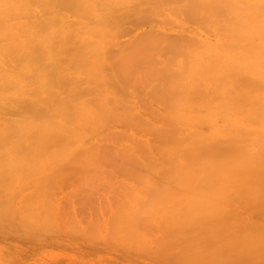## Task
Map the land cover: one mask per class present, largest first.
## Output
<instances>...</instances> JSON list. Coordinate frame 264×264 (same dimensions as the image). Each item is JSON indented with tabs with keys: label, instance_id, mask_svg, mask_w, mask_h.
<instances>
[{
	"label": "rangeland",
	"instance_id": "374dc122",
	"mask_svg": "<svg viewBox=\"0 0 264 264\" xmlns=\"http://www.w3.org/2000/svg\"><path fill=\"white\" fill-rule=\"evenodd\" d=\"M238 8L0 0V264H264V38L239 44Z\"/></svg>",
	"mask_w": 264,
	"mask_h": 264
},
{
	"label": "bare ground",
	"instance_id": "6f19581e",
	"mask_svg": "<svg viewBox=\"0 0 264 264\" xmlns=\"http://www.w3.org/2000/svg\"><path fill=\"white\" fill-rule=\"evenodd\" d=\"M3 1V0H2ZM62 1V0H61ZM66 1H70V0H66ZM73 1V0H72ZM65 2V1H64ZM203 2H205V1H203ZM203 2H200V3H203ZM207 2V1H206ZM208 2H209V0H208ZM1 3H3V2H1ZM193 4V3H192ZM195 4H197V3H195ZM194 4V5H195ZM207 5V4H206ZM206 5H204L202 8L199 6L198 8V10H202V11H204L205 10V12H207V8L208 7H206ZM2 6H3V4H2ZM187 7H189V6H187ZM195 8H196V6H194ZM194 7H192V8H189L190 9V11H191V9L192 10H194L193 8ZM205 8V9H204ZM223 8V10L222 9H220V11L222 12V13H227V14H230L231 12H230V9H229V7H227V6H223L222 7ZM196 10V9H195ZM194 10V12L197 14L198 13V10H197V12ZM202 11H199V13L200 14H205V12H202ZM245 11L246 12H248V14L247 15H245ZM192 12V11H191ZM202 12V13H201ZM210 12V11H209ZM208 12V13H209ZM238 12H239V15H240V18H241V25L240 26H238V27H236L234 30H233V35H236V34H239V36H241V38H240V40L238 41L239 42V44L240 45H242V43H244L245 41H246V43H249V42H251V43H253V44H258V46L259 47H261L262 48V44H263V42L262 41H260L261 39L263 40V38H264V0H252V2H251V0H239V8H238ZM251 12V13H250ZM195 13H193L192 12V14H195ZM0 14H1V12H0ZM257 22V25H251L250 23H253V22ZM47 23V22H46ZM47 24H49V23H47ZM50 25V24H49ZM224 26H226V24H224ZM231 34V33H230ZM229 34V36L231 37H229L231 40H233V38H232V35H230ZM33 35V34H32ZM40 35V34H39ZM39 35H35V36H32V37H34V39H35V37H38ZM19 36V35H18ZM17 37V36H16ZM16 37L15 38H12V40H13V43H12V41H11V43L12 44H14V40H17V39H19V37H17V39H16ZM23 37V36H22ZM41 37H42V35H41ZM29 38V37H28ZM33 38H31V39H29L30 41L29 42H31V43H29L26 47H29L30 46V44H32V40H34ZM42 39V40H41ZM39 40H41V41H39ZM39 40L37 41V43L39 42H41V44H42V41L44 42V39L43 38H40V36H39ZM231 40H229V41H231ZM17 42V41H16ZM15 42V43H16ZM21 42H23V41H21ZM35 42V41H34ZM69 42V41H68ZM18 43H19V41L16 43V46L18 47V50H19V53H20V49L19 48H22V49H24V47H22L23 45H25V43H23V45L21 46L20 44H22V43H19V45H18ZM38 43V44H39ZM38 44H36V42H35V44H33V48L35 49V47L38 45ZM84 44V43H83ZM253 44H251L252 45V47H253ZM11 45V44H10ZM36 45V46H35ZM43 45V44H42ZM86 45V44H85ZM13 46H15V44L13 45ZM13 46H9V47H13ZM16 46H15V48H16ZM39 46H40V44H39ZM8 47V49H10ZM71 47V46H70ZM14 48V49H15ZM32 47L30 48V50L31 49H33ZM255 48H256V45H255ZM21 49V50H22ZM27 49V48H26ZM25 49V50H26ZM41 49V48H40ZM40 49H39V47L37 46L36 47V51L38 50V53L37 54H35V50H34V52L32 51H30V56L33 58V56L32 55H34V56H36L35 57V59H34V61H38V60H36L37 59V57H38V55H40L39 53H40ZM25 50H22L21 51V56H22V58L24 57L23 55L24 54H26V52H23V51H25ZM42 50V49H41ZM5 52H6V48H5V50H4ZM8 52L9 51H13V48H11L10 50H7ZM15 51V50H14ZM15 52H17V54L15 53ZM14 52V54L17 56V59H19L21 56H19V54H18V51L16 50ZM23 52V53H22ZM9 53H11V52H9ZM13 54V53H12ZM19 56V57H18ZM30 57V58H31ZM40 57V56H39ZM39 57H38V59H39ZM31 58V59H32ZM246 59V58H245ZM2 61L4 60V59H1ZM20 60H22L21 58L18 60V61H20ZM33 60V59H32ZM258 60V59H257ZM257 60L255 59V63H256V65L258 66V62H257ZM5 61V60H4ZM34 61H32L33 62V64H35L34 63ZM1 63V62H0ZM245 62H242L241 64H240V66H239V70H238V72H239V74L238 75H240L239 77L242 79V78H244V77H246V79L248 78V79H251V80H254V81H260L261 79H262V76L261 75H257V74H259L261 71H259V70H255V71H252V73H246V67H248V66H246V65H248V63H245ZM33 64H32V66H31V68H33L34 66H33ZM238 64V63H237ZM242 64H244L243 66H242ZM37 65V64H36ZM38 67V66H37ZM249 67H250V65H249ZM31 68L30 69H28L29 71L31 70ZM252 68V67H251ZM238 69V68H237ZM35 70H37V68L35 69H32V71H34L35 72ZM249 70H251L250 68H249ZM253 70V69H252ZM24 71H26L27 72V69L25 68V70ZM28 71V72H29ZM31 71V73L29 72V74H31V75H33L34 76V72H32ZM39 72V71H38ZM10 73V72H9ZM33 73V74H32ZM37 73V72H36ZM20 74V75H19ZM5 75V74H4ZM7 75V77H8V74H6ZM16 75V74H15ZM15 75H12V73H11V77H14V79H15V81L12 83H10V84H13L14 85V83L16 82V80H17V78H15ZM18 75L19 76H17L18 78L19 77H21V78H19V80L20 79H22V77L24 76L23 75V73H18ZM36 76H37V74H35ZM3 75H1V77H2ZM35 76V77H36ZM6 77V76H5ZM4 77V78H5ZM6 77V78H7ZM10 77V78H11ZM34 77V78H35ZM3 78V77H2ZM3 78V79H4ZM25 78H27L26 76H25ZM25 78H23V80L25 81H27V80H31V79H25ZM37 78V77H36ZM40 78V77H39ZM2 79V80H3ZM7 79H9V78H7ZM7 79H6V81H7ZM61 79V78H60ZM10 81H11V79H10ZM21 81V80H20ZM26 81H25V83H26ZM33 80H31L30 82H32ZM4 82V81H3ZM61 82V81H60ZM5 83H7V82H5ZM9 83V82H8ZM17 83H19L18 81L16 82V84ZM21 83H23V82H21ZM2 84V83H1ZM9 84V85H10ZM16 84H15V86H16ZM9 85H8V88H9ZM19 85V84H18ZM5 86V85H4ZM11 86V85H10ZM14 87V86H13ZM20 87V86H19ZM19 87H16L17 88V90L19 89L20 90V88ZM11 88V87H10ZM16 88H14V89H16ZM12 90V89H11ZM17 90H15V91H17ZM14 91V92H15ZM3 92H4V90H3ZM6 92V91H5ZM4 94H6V93H4ZM8 94H9V91H8ZM14 94V93H13ZM17 94H18V92H17ZM19 94H20V91H19ZM23 95V94H22ZM20 96V95H19Z\"/></svg>",
	"mask_w": 264,
	"mask_h": 264
}]
</instances>
